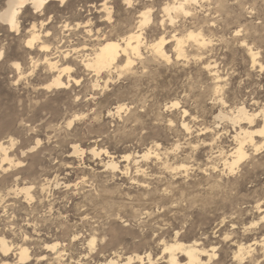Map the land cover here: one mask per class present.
<instances>
[{
  "label": "rangeland",
  "instance_id": "obj_1",
  "mask_svg": "<svg viewBox=\"0 0 264 264\" xmlns=\"http://www.w3.org/2000/svg\"><path fill=\"white\" fill-rule=\"evenodd\" d=\"M102 1L50 4L51 35L40 30L45 52L24 45L30 7L19 31L0 24V141L14 160L0 171V238L10 247L0 248V263L101 264L150 249L163 264L159 242L178 230L215 244L220 264H247L233 260L230 239L264 237V146L255 152L246 145L249 156L229 173L223 160L235 146L234 131L215 116L241 104L264 111V0H200L189 15L172 12L173 23L160 5L172 0H133L129 7ZM144 7L152 20L141 56L130 54L127 68L122 56L98 75L87 68L83 60L97 38L134 29ZM189 29L210 42L199 47L189 39L177 57L172 34L186 39ZM160 37L169 59L147 47ZM247 48L258 52V64ZM45 58L71 67L64 87H46L56 72ZM259 115L252 127L263 123ZM75 144L82 151L74 153ZM110 159L119 168L110 170ZM24 186H32V198L19 191ZM20 247L31 255L24 262L16 261ZM256 252L253 264H264V246Z\"/></svg>",
  "mask_w": 264,
  "mask_h": 264
},
{
  "label": "bare ground",
  "instance_id": "obj_2",
  "mask_svg": "<svg viewBox=\"0 0 264 264\" xmlns=\"http://www.w3.org/2000/svg\"><path fill=\"white\" fill-rule=\"evenodd\" d=\"M1 1L2 0H0V2ZM70 1L71 0H4V4L2 6L0 5V24L3 26H6L9 29V31H11V32L12 31H19V29L21 28L22 15L24 13H27L26 11L30 7L32 12H33V15H32V21L30 22V24L27 26V29H26L27 36L24 40V45L26 48H31V49L34 48L35 46H37L39 51L45 52L48 50V45L45 44L41 40V37L43 35H44V37H48L51 35L50 31L48 30L49 28L47 29V27H46L49 25L50 18H51L50 15H47L48 6L52 3H55V4L59 3L60 5H64ZM122 1L128 7H129V5H133L132 4L133 0H122ZM199 2H200V0H172L170 2H165V3L160 4V5H162V10L166 13L169 21L171 23H173L174 17L171 15L172 12H174V14L176 13V14L189 15V14H191V11H192L191 6L197 5V4H199ZM85 3H87V2H85ZM100 6H101V11H105L107 13V15H106L107 19H110L111 18L110 17L111 6H109L107 4V1H102ZM134 8H135V6H134ZM217 10H218V8H217ZM30 15H31V13H30ZM138 17H139V19L137 21V25L135 26V28L128 31V32H125V34L120 36L119 38H117L119 36L118 35L117 37L114 36L115 38H109V37L103 38L99 42H98V38H97V43L93 45V48L90 49L91 52L89 54H87L85 56L87 58H85L83 60L84 65L87 68H90L91 70H93L98 75V73L116 66L117 63L119 62V59L122 56H125L126 57L125 63L121 67L122 68L129 67L133 62L132 59H130V54L133 56H136V57L141 56L140 48L144 43L147 44L146 43L147 41L146 42L143 41L144 40L143 29L152 20L151 19V9L149 7L142 9L139 12ZM88 24L89 23L87 21L83 25V28L88 26ZM76 25L79 26L80 24H76ZM68 26H69V24L65 23L64 27L66 28ZM64 27H62V28H64ZM41 28H44V34L43 35H41V32H42V31H40V30H42ZM69 28H71V27L69 26ZM189 30H191V29H189ZM189 30H188L187 34L185 35L186 39H184V36L181 37V36H176V35L172 34V38L176 42L175 47H174V51H175L177 57L184 55L183 44L189 39L192 40L199 47L206 46L207 42H210V40L206 41V39L203 37L201 32L196 31L197 33H195V31L193 32L192 30L191 31H189ZM85 31L89 34L93 30H92V28L91 29L87 28V29H85ZM235 33H239V31L236 30ZM92 37H90V38H92ZM164 44H165V39L163 37H160L158 41H154L152 43H149L147 47H149L155 55H157L161 58H164V59H169V57L165 51ZM246 50H248V55L251 59L252 65L254 66V65L258 64V60H257V55H259V54H257L258 52H256V51L254 52L252 50V48H247ZM0 53H3V52L0 51ZM45 61L48 65V68H50L52 71L56 72L54 74L50 84L47 85L46 87H51V86H54L57 88L64 87L66 85V82L64 80H62V76L66 74L68 81H70L71 75L69 73H70L71 67L69 65H66V64L62 65V66H58L57 62L51 60L50 58H45ZM15 65H16V68L18 66H20L18 63H15ZM211 66H213V65H211ZM206 67L209 68L210 64L207 63ZM260 67L263 68L264 65L260 64ZM215 72L213 74L214 75L213 77L216 80H219L220 78L217 74H215ZM74 81H78V80L74 79ZM94 82H96V81H94ZM218 90H219V87L217 86L216 91H218ZM176 104L177 103L174 102V105H176ZM119 109H121V106L119 107ZM259 114H261V116H262V122L263 123L258 127H252L255 123L256 118L258 116H260ZM215 117L220 119V121L221 120H223V121L226 120V122L228 121L231 124L233 131H234L233 141L235 142V146L233 148L229 149V152H227V155H226L225 159L223 160L224 162L222 161L223 165H224V169L228 170L229 173H231L234 171V169L238 166V164L241 161H244L249 156V154H248L249 152H247V150L245 148L246 145L251 146L255 152H257L259 149H261L264 146V111L261 110L259 112H257V111L251 112V111L247 110V108L243 104H241L240 106H236L230 112L219 111ZM241 123L242 124L247 123L248 126L243 127V126H241L242 125ZM69 125H70V122H69ZM183 126L186 129L188 128L186 123H184ZM217 126H218V124H217ZM10 143H11V145L13 144L12 140L10 141ZM36 143H38V142H36ZM79 151H82V150L76 144L73 145V152L77 153ZM91 151L94 154H97V153L99 154L98 151L96 153L95 149H91ZM100 151H102V150H100ZM221 151H222V149H221ZM220 153H222V152H220ZM149 154H150V151L148 150V151H145L144 153H142L140 156H141V158L142 157L146 158V157H148ZM13 163H14V160L9 155L8 146L4 142L0 141V171L6 170V169L12 167ZM19 163H21V162L20 161L16 162V164H19ZM105 163H106L105 165L107 167H109L110 170H116L117 168H119L117 165V162H115L113 159H110ZM179 165H180V163H179ZM182 166L185 167L184 165H182ZM180 167H181V165H180ZM31 188H32V186H24V187H21L19 191L24 192L23 194H25L26 198H32V195L30 194ZM255 207L258 210L261 209V205H259V204H257ZM259 221L264 222V214L259 217ZM256 224L257 223L254 222L251 225L254 226ZM233 233H235V231H232L231 233L226 232L223 235V239L225 241L228 240V238H230ZM262 235L264 236V234H262ZM247 240H246V242H243V240L237 241V240H233V238L230 239V241H232V244L235 246L233 251H232V258L234 261H237V262L246 261L247 264H253L254 262H256L258 260V256L256 255L257 247H259V246L263 247L264 246V237L261 239L255 238L250 243L247 242ZM89 244L93 245L94 239H90ZM159 245L161 246V253H162L161 259H162V262H164L163 264H220L221 263V260H220L219 255H218V250L216 249L215 244L214 245H206V243L202 242L199 237H194V236L190 237V236L179 233L178 230L174 232V235L172 237H170V238L168 237L167 240H165V239L160 240ZM51 247L54 249L55 244L52 245ZM0 248L4 253L7 252L10 248V247H8L7 243L5 242V240L3 238H0ZM259 249H261V248H259ZM30 256L31 255H29L27 248L20 247L19 252H18V256H16L17 257L16 261L17 262H24L27 259H29ZM158 261H159V258L156 257V254L154 256L152 254V251L149 249L147 251H142V252H138V253L135 252L133 254H128V255H126L125 258H123L121 260L114 259V258H108V259H106L100 263L101 264H159ZM0 264H10V263L4 261V262H1Z\"/></svg>",
  "mask_w": 264,
  "mask_h": 264
},
{
  "label": "snow or ice",
  "instance_id": "obj_3",
  "mask_svg": "<svg viewBox=\"0 0 264 264\" xmlns=\"http://www.w3.org/2000/svg\"><path fill=\"white\" fill-rule=\"evenodd\" d=\"M129 6H131V5H129ZM0 55H3L2 53H0Z\"/></svg>",
  "mask_w": 264,
  "mask_h": 264
}]
</instances>
